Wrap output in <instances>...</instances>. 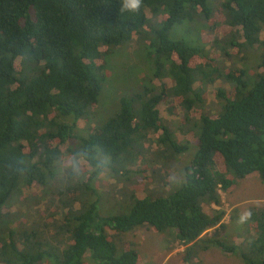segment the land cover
Wrapping results in <instances>:
<instances>
[{
  "label": "trees",
  "instance_id": "trees-1",
  "mask_svg": "<svg viewBox=\"0 0 264 264\" xmlns=\"http://www.w3.org/2000/svg\"><path fill=\"white\" fill-rule=\"evenodd\" d=\"M209 5L208 0H141L137 11H130L124 0H0V264H138V251L124 238L142 228L177 233L175 241L187 246L182 260L213 247L244 264H264L263 239L255 238V229L247 232L251 252L239 256L243 241L234 240L231 216L225 223V210L205 211L222 207L221 193L236 180L255 175L264 180V0L222 5L247 42L239 48L259 53L253 75L223 67L211 47L206 54L205 48L171 38L186 22L203 16L210 21ZM150 13L160 22L151 23L144 36ZM133 36H144L143 57L149 73L152 66L155 70L153 79L161 81L159 88L137 85L134 96L120 99L110 123L83 133L81 123L96 112L110 86L114 51ZM230 44L225 48L236 45ZM211 46L218 49L217 40ZM217 81L218 105L209 109L206 87ZM161 105L170 114L180 110L172 127L196 123L181 133L190 138L185 143L161 135L169 128ZM74 143L103 146L113 171L121 169L127 177L145 174V166L150 180L157 169L162 180L180 155H193L183 182L169 196L154 189L141 198L136 190L116 199L113 191L121 194L116 188L126 181L115 184L109 177L114 184L103 192L105 179L96 184L94 176L84 183L55 179L53 157ZM43 199L54 213L26 220L24 212L41 207ZM262 218L260 213L250 221Z\"/></svg>",
  "mask_w": 264,
  "mask_h": 264
},
{
  "label": "rangeland",
  "instance_id": "rangeland-1",
  "mask_svg": "<svg viewBox=\"0 0 264 264\" xmlns=\"http://www.w3.org/2000/svg\"><path fill=\"white\" fill-rule=\"evenodd\" d=\"M208 1L210 4L209 10L212 19L209 21L203 16L204 19L202 18V20L196 19L192 22H186L183 25L177 26L172 30L171 38L175 40L184 39L198 49L205 48L206 54H209L211 47L213 51L219 54L221 59L224 60V64H221L223 67L226 66L227 68L239 70L244 69L248 70L250 75L256 74L258 71L257 57L259 53L253 52L248 49V47H245L247 42H245V39L243 38L241 29L238 27L234 28L229 24L227 14L222 7L226 0ZM148 17L153 25L160 22L159 17L152 13L148 14ZM144 36H148V32H146ZM215 40H217L219 46L218 49L211 46V43L215 42ZM230 42H233L236 45H232L230 48L226 49L225 46L227 44L231 45ZM240 43H244L245 46L242 45V47L239 48ZM144 44L145 40L137 39L133 41L130 46L126 44L122 48L114 51L115 54L111 57L107 70L108 85L110 86H108L101 94L99 105L96 106V112L90 118L86 119L85 122L81 123V126L79 127L80 131L87 134L88 132H94L93 126L95 125H97L98 128H103L110 123L115 114H117V110L120 106V99L134 96L136 93L135 89H139L137 85L143 86L144 84H148L159 88L161 81L153 79L157 78L155 70L152 66L151 74L149 73L147 68L148 65L143 57L145 51ZM148 74L150 75L147 76ZM146 77H148V79ZM168 85H171L170 82H168ZM125 86L130 87L125 88ZM219 86L220 83L217 81L213 85H208L206 87L209 109L210 105L211 108H215L218 105L215 103L213 90ZM127 106H129V103ZM161 109L162 121L169 126L167 131L161 132V135L163 133L166 134L167 132V134H170L172 137L176 136L178 143H181L182 141L185 143L186 140H189L190 138H187L188 136L183 137L181 133H183L188 127L191 128L195 122L188 124L183 121L180 125L177 123L172 127L173 122L179 117L178 111L180 110L175 109L170 114L167 111L166 106L161 105ZM150 134L155 133L152 131ZM137 147L141 148L142 143L137 144ZM187 153L188 152L178 157L176 168L174 169L170 166L169 173L164 174L162 180L159 177L161 169H157L159 170L158 176L151 177V180L155 179L151 182L148 176L150 171L149 169L147 170L145 166L143 169L146 170L147 173L145 171V174L143 175L134 173L131 174L130 177H127L123 175L121 169L113 171L110 178L114 179L115 184L121 181H126L123 186L115 187L117 190L121 191V194L113 191V196L116 199H121L123 193L130 195L136 190L142 191L143 189L145 194L138 191V196L141 198H143V195L147 196L149 193H152L154 189H156L157 195L169 196L173 186L176 185L169 181V175L174 172V175L178 180H183L184 169L193 155V153L190 152L187 156ZM160 156L162 157V155ZM160 156L155 161L161 159ZM115 173L118 174L116 175ZM145 177H148V181L144 179ZM110 178L105 179V183L103 184L101 182L102 186L99 188H101L100 190H103V192H106L114 184H108L113 182ZM98 180L99 179L95 178L94 181L96 184ZM144 182L147 183L145 184ZM156 182H158V185L155 187L157 184ZM143 183L145 184L144 186ZM234 185L235 186L230 188L227 192L225 191L221 193L223 198L222 207L213 205L209 207L206 206L205 211L208 214L213 215L215 211L225 210V223L230 221L231 216V226L229 229L232 230V233L235 236L234 240H239L240 242L243 241L239 253V256H241L243 253L251 252V242L246 240V238H248V228L255 229L257 233V237L255 238L263 239L264 245V180L255 175L245 179L236 180ZM43 203H45L44 199L41 207L37 206L31 208L28 213L24 212L25 219L29 220V222H34L35 220H39V218L48 216L51 209L48 211ZM47 206L49 207V205ZM245 211H250L251 216L261 213L263 214V218L258 222H251L249 218L241 223L240 216ZM50 213H54V211L52 210ZM243 224L248 225L240 233H238V231H235L234 233V229L241 228ZM212 232L213 231L210 230L207 233L208 236H211ZM176 235L177 233L175 234L172 231L158 233L154 230H146V228H142L131 232L130 235L124 238V241L132 242L134 249L138 251L141 259L138 264H244L240 258L234 255H232L233 257L228 258L226 254L222 253L221 256L218 251H216L218 249L213 247H211V250H202L197 255L195 254L191 258H185V260H182L185 257L187 246L175 241ZM257 260L258 262H262L260 259Z\"/></svg>",
  "mask_w": 264,
  "mask_h": 264
},
{
  "label": "clouds",
  "instance_id": "clouds-1",
  "mask_svg": "<svg viewBox=\"0 0 264 264\" xmlns=\"http://www.w3.org/2000/svg\"><path fill=\"white\" fill-rule=\"evenodd\" d=\"M140 4L141 0H124V7L130 11H137ZM148 18L147 14L146 32L152 26L151 20ZM143 38L144 36H133L128 45L130 46L133 41ZM95 128L99 129L97 125L93 126V130ZM51 167L55 179L61 183H84L93 176L97 179H108L112 175L115 164L111 154L103 146L74 143L68 149H60L59 153L53 157ZM168 179L177 186L183 182L176 178L174 172L169 175ZM250 217L251 212L245 211L240 216V222L243 223Z\"/></svg>",
  "mask_w": 264,
  "mask_h": 264
}]
</instances>
